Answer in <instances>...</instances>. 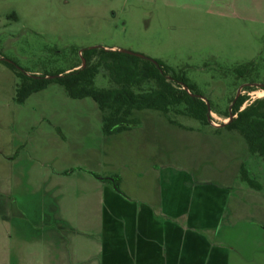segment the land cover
<instances>
[{
  "label": "rangeland",
  "instance_id": "374dc122",
  "mask_svg": "<svg viewBox=\"0 0 264 264\" xmlns=\"http://www.w3.org/2000/svg\"><path fill=\"white\" fill-rule=\"evenodd\" d=\"M92 47L182 72L214 111L230 109L236 95L245 104L264 96V0H0V215L8 240L51 261H99L105 221L117 226L118 217L108 216L100 190L109 180L94 176L115 177L125 195L140 198L163 193L158 180L183 178L172 192L226 195L229 264H264V205L236 178L247 146L219 129L228 118L211 112L204 125L170 115L171 123L144 109L132 115L140 126L105 133L106 113L55 82L18 103L19 74L65 70ZM94 81L109 85L101 72Z\"/></svg>",
  "mask_w": 264,
  "mask_h": 264
},
{
  "label": "trees",
  "instance_id": "16d2710c",
  "mask_svg": "<svg viewBox=\"0 0 264 264\" xmlns=\"http://www.w3.org/2000/svg\"><path fill=\"white\" fill-rule=\"evenodd\" d=\"M82 57L85 66L77 70L66 72L67 68L39 77L19 74L21 81L16 91L18 103L55 82L64 88L69 97H89L106 113L103 116L105 133L140 126L132 115L134 111L144 109L161 112L171 123L174 121L170 115H181L204 125H210L211 112L223 118H228L231 112V120L221 124L219 129L237 132L247 146L236 178H239L246 192L259 196L264 205V96L245 104L247 96L238 95L234 102L230 101L233 102L230 109L214 111L210 106L208 111L195 85L190 84L182 72H174L159 61L154 63L149 58L97 47L84 48ZM78 65L76 63L71 67ZM100 72L108 80L107 87L95 86V77ZM47 75L55 77L45 78Z\"/></svg>",
  "mask_w": 264,
  "mask_h": 264
},
{
  "label": "crops",
  "instance_id": "0c3cea01",
  "mask_svg": "<svg viewBox=\"0 0 264 264\" xmlns=\"http://www.w3.org/2000/svg\"><path fill=\"white\" fill-rule=\"evenodd\" d=\"M186 181L158 180L159 187L166 185L163 193L142 198L119 194L110 181V186L102 184L100 190L109 205L106 212L109 217H118V225L105 221L101 260L89 256L75 263L229 264L233 249L221 224L226 213V195L211 193L209 187L189 195L172 192L170 186L184 185ZM188 182L193 186L191 179ZM3 217L0 215V264H65L49 260L44 252L35 256L30 250L18 249L20 245L8 240L7 221Z\"/></svg>",
  "mask_w": 264,
  "mask_h": 264
},
{
  "label": "water",
  "instance_id": "95a60500",
  "mask_svg": "<svg viewBox=\"0 0 264 264\" xmlns=\"http://www.w3.org/2000/svg\"><path fill=\"white\" fill-rule=\"evenodd\" d=\"M114 50V49H113ZM117 50H119V49H117ZM119 51H121V52H124V53H128V54H132V55H135V56H138V57H141V58H146V57H144V56H142V55H140V54H137V53H134V52H131V51H128V50H119ZM154 63H156L155 61H154ZM61 75V74H60ZM60 75H56V76H60ZM33 77H36V76H33ZM50 77H55V76H50ZM183 88L184 89H186V86H183ZM238 95H236L235 96V98L233 99V102H234V100L236 99V97H237ZM232 102V103H233ZM206 104H207V109H208V111H210V106H209V103L208 102H206ZM233 117V115H232V113L231 112H229V117H228V121H230L231 120V118ZM226 123V122H225ZM225 123H223V124H225ZM93 175V174H92ZM97 179H100V180H109L111 183H112V187H113V189L116 191V192H118L119 194H121V195H124V193L118 188V186L116 185V181L118 180L117 178H115V177H100V176H95Z\"/></svg>",
  "mask_w": 264,
  "mask_h": 264
},
{
  "label": "flooded vegetation",
  "instance_id": "af4514ba",
  "mask_svg": "<svg viewBox=\"0 0 264 264\" xmlns=\"http://www.w3.org/2000/svg\"><path fill=\"white\" fill-rule=\"evenodd\" d=\"M77 54H78L79 58L81 59V60L78 62L79 65L76 66V67H69V69H68L66 72H68V71H73V70H77V69H80V68H82V67L85 66V61H84V59H83V57H82V54H81V53H77Z\"/></svg>",
  "mask_w": 264,
  "mask_h": 264
}]
</instances>
